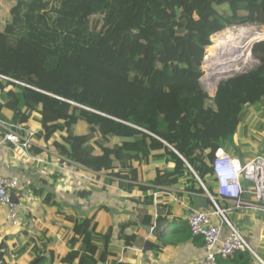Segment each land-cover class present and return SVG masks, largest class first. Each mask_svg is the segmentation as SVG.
<instances>
[{
	"label": "trees",
	"instance_id": "trees-1",
	"mask_svg": "<svg viewBox=\"0 0 264 264\" xmlns=\"http://www.w3.org/2000/svg\"><path fill=\"white\" fill-rule=\"evenodd\" d=\"M248 23L264 26V0H0V120L34 129L33 155L111 177L103 181L127 191L122 200L134 212L103 230L100 208L65 213L39 189L56 222L8 227L0 217V264H54L51 250L56 264H134L139 256L119 261L108 247L114 239L141 246L137 231L146 232L154 212L158 228L176 221L166 195L153 204L159 187L181 185L188 195L205 188L229 207L218 198L212 162L231 143L244 161L234 142L247 112L264 105V39L249 49L259 65L218 82L214 96L202 87V64L220 33ZM104 182L89 184L105 190ZM181 226L177 241L199 237ZM157 238L143 250L156 256ZM218 264L261 263L238 251Z\"/></svg>",
	"mask_w": 264,
	"mask_h": 264
},
{
	"label": "built area",
	"instance_id": "built-area-1",
	"mask_svg": "<svg viewBox=\"0 0 264 264\" xmlns=\"http://www.w3.org/2000/svg\"><path fill=\"white\" fill-rule=\"evenodd\" d=\"M262 36L261 39H264V33H262ZM208 89L210 91L209 87ZM0 129L3 140L10 143L14 151H18L27 160L40 165L49 164L51 168L59 172H65L87 183L97 182L100 186H103L101 185L104 182L103 179L111 178L105 174L95 173L79 164L72 163L69 166L67 165L68 162L66 164H60L58 163L60 157H54L57 160L54 163L40 156L33 155L29 147L34 144V129H24L2 120H0ZM48 151L51 152L50 150ZM212 168L218 198L222 203L229 205L226 209L221 208L215 201V198L208 192L206 194L211 202V209L206 210L192 206L185 199L184 195L186 193H184L185 191L182 186L176 188H156L151 192L154 203L159 195L165 194L169 197L171 205L177 204L182 209L188 211L185 218L190 233L193 236L201 237L205 251V255L195 259L191 264H218V259L228 258L238 251H248L260 262L261 260L250 247L247 240L232 224L228 214L233 211H251L264 214V155H257L243 161L238 156L219 149L212 162ZM18 183L17 179L0 173V217L8 227L22 226L23 208H27L25 204L12 199V194L18 187ZM104 184L105 188L118 190L121 196L127 195V191L114 184L105 182ZM204 190L206 189L204 188ZM156 218L157 213L154 212L150 229L156 228ZM214 218L216 221H213ZM148 240L149 236L144 239L141 247L128 246L124 252L129 251L132 254H140ZM122 256L119 261L122 260Z\"/></svg>",
	"mask_w": 264,
	"mask_h": 264
},
{
	"label": "crops",
	"instance_id": "crops-1",
	"mask_svg": "<svg viewBox=\"0 0 264 264\" xmlns=\"http://www.w3.org/2000/svg\"><path fill=\"white\" fill-rule=\"evenodd\" d=\"M39 170L45 171L46 168L42 170L40 164L27 160L22 154H19L18 151H14L13 146L3 140L2 132L0 131V173L18 180L19 185L15 190V194L19 198L18 201L27 206V208H23V216L32 215L37 217L41 224L45 223L44 219L46 218L54 220V223L56 222L57 217L54 216V213H58L57 209L55 207H50L46 203L43 204V197L41 196L42 198H40L36 194V191L43 188V190H46L58 199L62 211L77 215H81L79 203H85L82 200L91 199L94 195H100L102 198H104V194L109 195L107 203L103 206L96 205L93 207L95 210L97 208L101 209L98 215L100 229L104 230L109 224L116 225L119 221H126L128 218L134 219V212L132 211L133 205L131 206L128 201L122 200L123 196L114 192L115 189L107 188L105 190H100L96 187H94V189L92 188V184L70 174H63V179L60 180L62 182L57 179L53 181L49 177L47 179L37 178L36 174ZM80 190L85 191L87 195L83 198L80 197ZM38 193H40V191H38ZM184 197L194 207L206 210L212 208L206 192L202 194L193 193L190 195L186 193ZM155 203L153 201V204ZM171 206L173 212L172 216L176 220L175 222L168 221L160 225L159 228L157 227L154 229H149V227L147 229V227H145L146 232L137 231L142 240L149 236L150 241L148 243L157 241V236L159 235L162 249L156 256H153L154 251L151 248L145 250L143 254L137 255L139 256L137 258L138 261L134 264H139L141 262V256L149 260V264H191L195 259L205 255L201 237L195 239L189 238L184 241L176 240L177 237L184 234L180 233L176 235L174 232L182 229L181 224L182 222H186L185 217L188 211L182 209L177 204ZM105 207H108V211H106ZM85 214H87V212ZM228 217L232 224L247 240L250 247L255 251L256 255L261 260V264H264V214L251 211H233L228 214ZM213 221H216V219L214 218ZM150 232H152V234H150ZM223 232H225V230H223ZM123 246L122 241L114 239L111 241L108 249L119 252Z\"/></svg>",
	"mask_w": 264,
	"mask_h": 264
},
{
	"label": "rangeland",
	"instance_id": "rangeland-1",
	"mask_svg": "<svg viewBox=\"0 0 264 264\" xmlns=\"http://www.w3.org/2000/svg\"><path fill=\"white\" fill-rule=\"evenodd\" d=\"M231 27L243 28L244 30L249 31L250 33H256V32H258L259 34L264 33V26L259 25V24H249L248 23V24H244V25L229 26V28L225 29L222 33H220L219 39L205 53L204 64L206 62L205 59L208 61V59L210 57L209 55H212V57L215 58L216 56L219 55L220 52L230 50L228 47H224L225 46L224 45V35H225V32L228 31L229 29L230 30L234 29ZM214 35L211 39L212 42L214 39ZM234 45H235V43L233 44V46ZM251 45H249V46H251ZM249 49H250V47H249ZM249 49H248V52H249L248 58L246 60H242V61L237 59L239 62V67L235 70V73L230 75V76H234L236 74H241V73L245 72L246 70H249L251 68L253 69L257 65H259V60L251 55ZM204 64H202V70H203V75L201 77V82L203 85L202 87H204V90L207 91L210 96H212L214 88H213V90H210V91L208 89V85H207L208 82L206 81V78H205L208 71L205 69V67H203V66H205ZM227 78H229L228 75L226 77L218 80L215 83V85L218 82H220V81L222 82ZM210 86H211V84H210ZM76 133L78 135H80L79 137H81V135H85V129H84L83 124H79L76 127ZM79 137H78V142L80 141ZM234 143L237 145V148L240 149V152L244 157V161L248 160L254 156H257V155H264V105H257L247 112L243 122L237 128V136H236ZM233 145H234L233 143L229 144V149L226 151L232 155H234ZM48 150L53 152V149H51V148H48ZM51 152H49V153L53 154ZM42 158L46 159L44 157H42ZM51 161L54 163L57 162V160L55 158H53ZM40 168L42 170H43V168H46V170L45 171H41V170L37 171L38 172L36 174L37 178L40 177V178H46L47 179L49 177L48 174L50 172L54 171V169H52L51 165H49V164L40 165ZM71 169H73V167H71ZM60 182H62V181H60ZM40 189L43 190V188H40ZM114 192H116L118 195L120 194V192L118 190H115ZM100 194H104V193H100ZM108 199H109V195L104 194V198H102L100 195H94V196H92L91 199L82 200L85 203H79L80 204V214L86 215L85 214L86 212L88 215L92 214L95 211V208H93L94 206H96V205H102L103 206L105 203L108 202ZM97 214H99V212ZM27 222L30 223L29 228L31 226L39 227L41 225V222L38 221L37 217H34L32 215L22 216V226H25ZM49 254L54 255L53 256V261H54L53 263L56 264V261H55L56 256L55 255L58 254V251L57 250L56 251L51 250Z\"/></svg>",
	"mask_w": 264,
	"mask_h": 264
},
{
	"label": "bare ground",
	"instance_id": "bare-ground-1",
	"mask_svg": "<svg viewBox=\"0 0 264 264\" xmlns=\"http://www.w3.org/2000/svg\"><path fill=\"white\" fill-rule=\"evenodd\" d=\"M262 37V33H250L243 28H234L233 30L229 29L225 32L224 47H228L230 50L220 52L218 56L215 55V58L212 57V55H209L210 57L208 61L205 60L206 62L204 67L208 71L205 78L208 82L207 85L210 90H213L215 83L218 80L235 73V70L239 67L238 60L242 61L248 58L249 45ZM234 43L235 45L233 46Z\"/></svg>",
	"mask_w": 264,
	"mask_h": 264
},
{
	"label": "clouds",
	"instance_id": "clouds-1",
	"mask_svg": "<svg viewBox=\"0 0 264 264\" xmlns=\"http://www.w3.org/2000/svg\"><path fill=\"white\" fill-rule=\"evenodd\" d=\"M213 37V36H212ZM251 47V46H250ZM251 70V69H250ZM151 227V226H150ZM150 227H149V229H150ZM158 226H156V228H157ZM150 240H148L147 242H146V244H148V242H149ZM143 242H144V239L142 240V244H143ZM128 246H133V247H141V246H136V245H126V246H123V248H121L120 249V251H119V253H120V257H121V255H123L122 256V260H123V258L125 257V256H127V255H139V254H132L131 252H124V250L126 249V247H128ZM145 246V245H144ZM144 246H143V248H144ZM123 251V252H122ZM128 253V254H127ZM144 253V250L142 249V253H140V254H143ZM120 257H119V260H120ZM121 260V261H122Z\"/></svg>",
	"mask_w": 264,
	"mask_h": 264
},
{
	"label": "water",
	"instance_id": "water-1",
	"mask_svg": "<svg viewBox=\"0 0 264 264\" xmlns=\"http://www.w3.org/2000/svg\"><path fill=\"white\" fill-rule=\"evenodd\" d=\"M203 63H204V59H203ZM249 71V70H248ZM217 88V87H216ZM215 93V92H214ZM212 96H214V94L212 95ZM205 192H207V190H205ZM147 229H148V227H147Z\"/></svg>",
	"mask_w": 264,
	"mask_h": 264
}]
</instances>
